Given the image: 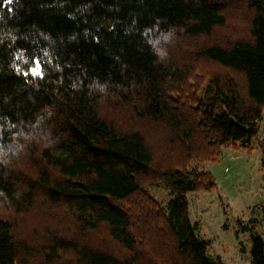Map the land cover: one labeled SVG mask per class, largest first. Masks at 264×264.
I'll return each instance as SVG.
<instances>
[{"label":"trees","instance_id":"1","mask_svg":"<svg viewBox=\"0 0 264 264\" xmlns=\"http://www.w3.org/2000/svg\"><path fill=\"white\" fill-rule=\"evenodd\" d=\"M263 110L264 0H0V264H221L189 165Z\"/></svg>","mask_w":264,"mask_h":264},{"label":"rangeland","instance_id":"2","mask_svg":"<svg viewBox=\"0 0 264 264\" xmlns=\"http://www.w3.org/2000/svg\"><path fill=\"white\" fill-rule=\"evenodd\" d=\"M260 125L250 150L224 147L216 161L189 165L210 172L216 183L214 189L192 191L186 198L190 221L198 224L197 236L209 243L208 256L221 264H252L250 233L241 231L250 227V220L264 239V110ZM148 190L166 205L170 195L165 187Z\"/></svg>","mask_w":264,"mask_h":264},{"label":"crops","instance_id":"3","mask_svg":"<svg viewBox=\"0 0 264 264\" xmlns=\"http://www.w3.org/2000/svg\"><path fill=\"white\" fill-rule=\"evenodd\" d=\"M260 129H261V125H260ZM256 140V139H255ZM254 143H255V141H254ZM223 149H225V148H223ZM222 149V150H223ZM257 232V231H256ZM257 234L261 237V234L259 233V232H257ZM262 239H263V237H261ZM263 241H264V239H263Z\"/></svg>","mask_w":264,"mask_h":264}]
</instances>
